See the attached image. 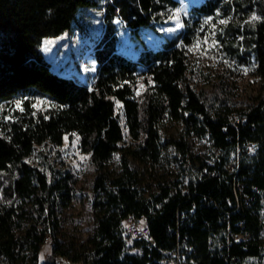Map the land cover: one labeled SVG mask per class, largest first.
Listing matches in <instances>:
<instances>
[{
  "label": "trees",
  "instance_id": "trees-1",
  "mask_svg": "<svg viewBox=\"0 0 264 264\" xmlns=\"http://www.w3.org/2000/svg\"><path fill=\"white\" fill-rule=\"evenodd\" d=\"M102 1L106 31L94 52V82L87 85L56 72L43 42L70 31L81 8L95 9ZM180 6V0H0L2 264H39L45 238L49 233L56 238L61 207L74 198V177L63 169L49 178L25 160L38 146L60 147L65 136L74 134L97 174L93 208L98 225L88 243V264H163L165 254L183 242L193 264H234L233 257L245 264L262 257L264 96L236 128L226 118L210 116L187 74L190 48L212 37L221 58L252 67L264 80V0H202L190 8L183 31L161 47L147 48L137 59L119 52L120 24L140 36V30L164 22L165 14ZM253 15L260 19L250 22ZM208 18L215 29L206 26ZM142 84L146 90L138 96ZM17 100L23 101V112ZM38 100L49 108H33ZM117 102L132 139L130 149L122 147L126 134ZM166 120L196 126L202 120L198 134L208 139L212 153L196 169L185 141L162 144L160 126ZM249 143L256 145L255 153L239 157L238 148ZM169 145L176 147L184 171L193 169L188 185L159 178L156 191L145 197L129 157L160 165L162 149ZM119 152H124L122 171L112 177L106 166ZM238 159L239 168L230 172L228 164ZM238 184H243L241 200ZM131 218L150 228V237L132 247L125 238ZM236 235L247 239L237 241ZM70 250L56 241L47 264H56L57 256L70 258Z\"/></svg>",
  "mask_w": 264,
  "mask_h": 264
},
{
  "label": "rangeland",
  "instance_id": "rangeland-1",
  "mask_svg": "<svg viewBox=\"0 0 264 264\" xmlns=\"http://www.w3.org/2000/svg\"><path fill=\"white\" fill-rule=\"evenodd\" d=\"M201 1L180 0L181 6L166 13L164 22L153 23L151 27L140 30V36L130 31L124 24H120L117 33L119 52L137 59L145 49L161 47L167 40L183 31L184 18L188 16L190 8ZM177 24L180 27H177ZM206 26L211 30L215 29V24L210 22L209 18L206 20ZM105 31V2L102 1L98 8H81L70 31L57 38L45 39L43 42L44 54L53 69L59 74L91 85L98 67L94 52L103 39ZM46 41H51V43L46 45ZM213 41L216 42L215 45H213ZM45 47H47V51H45ZM190 49L192 50H189L190 65L187 78L194 90L203 96L210 116L223 117L231 123L243 121L245 111L257 104L258 99L264 96V80L255 75L252 67L230 64L221 58L218 55L217 41L212 37L199 41V50H195L194 46ZM245 69H248L247 73H245ZM145 90L146 86L142 84L137 92L138 96H141ZM48 108V103L36 107L39 111H45ZM118 116L126 134L122 147L130 149L133 143L126 128V118L121 106L118 107ZM7 119H10V116ZM201 126L202 120L197 126L186 121L173 122L171 120L164 121L160 126L162 144L179 140L188 144L193 169H196L201 160L212 153L208 139L202 138L198 134V129ZM65 137L62 146L53 147L51 144L38 146L34 154L25 160L49 178L52 177L54 171L67 169L72 173L75 181L74 198L67 205L61 207L58 216L61 220L60 229L56 233V238L53 233L48 234L50 241L45 242L42 246L39 264H47L56 241L72 251L70 258L57 256L56 262L88 264L86 262L90 255L88 243L94 237L98 225L97 214L93 208V185L97 176L96 171L91 165L90 155L84 153L81 148L79 136L74 134L71 137L68 135ZM123 153H116L106 166L112 177L119 176L122 171ZM177 156L176 147L169 145L162 149L160 165L140 162L129 157L130 166L138 176L140 190L145 197L156 191L154 183L159 178L177 181L184 186L188 185L193 169L186 173L176 160ZM82 157H86V159H82ZM261 221L264 225V207L261 212ZM260 240L264 245V228ZM127 242L130 247L134 245V241L129 238H127ZM132 252L140 253L141 250L134 249ZM75 256L84 259L81 262H76L73 260ZM0 264H2L1 259ZM245 264H264V253L262 257L251 258Z\"/></svg>",
  "mask_w": 264,
  "mask_h": 264
},
{
  "label": "built area",
  "instance_id": "built-area-1",
  "mask_svg": "<svg viewBox=\"0 0 264 264\" xmlns=\"http://www.w3.org/2000/svg\"><path fill=\"white\" fill-rule=\"evenodd\" d=\"M234 127H238V121L234 122ZM256 151V145L254 143H249L244 147L238 148V156L240 157L243 154L247 155H253ZM240 160L232 161L228 164L227 168L230 172H236L239 168ZM243 184H238L236 196L239 200L242 198L243 195L242 192ZM245 202H250L249 198H244ZM150 237V228L148 224L142 221H137L134 218L129 219L126 225V233L125 238H129L132 241L136 240H142V239H148ZM235 240H244L247 239L244 235H236ZM50 241V237L47 236L45 238V242ZM191 254V249L187 246L186 242H183L182 244L178 245V247L170 252L165 254V259L163 260V264H193L189 261V255ZM232 263L237 264L238 258L233 257ZM56 264H61V261H57ZM75 264V263H71Z\"/></svg>",
  "mask_w": 264,
  "mask_h": 264
},
{
  "label": "snow or ice",
  "instance_id": "snow-or-ice-1",
  "mask_svg": "<svg viewBox=\"0 0 264 264\" xmlns=\"http://www.w3.org/2000/svg\"><path fill=\"white\" fill-rule=\"evenodd\" d=\"M259 19H260L259 17L253 15V16L251 17L250 22L257 21V20H259ZM220 23H227V21H226V20H221ZM177 27H180V25L177 24ZM171 31H174V29H171ZM50 43H51V41H46V42H45L46 45H47V44H50ZM215 43H216V42L213 41V45H215ZM194 47H195V50H199V42H198L197 45H195ZM191 50H192V49H190V51H191ZM45 51H47V47H45ZM205 54H206V53H205ZM244 71H245V73H247L248 69H245ZM22 103H23V101H20V100L15 101V106H16V108L19 109L21 112L24 111L23 107L21 106ZM45 103H47V102H46V101H42V100H38V101H36V103H34V104L32 105V107H33V108H36L37 105H41V104H45ZM117 106L120 107L119 102H117ZM53 107H55V106L53 105ZM33 115H35V113H33ZM45 118H47V117H45ZM65 139H67V137H65ZM77 139H79V138L77 137ZM82 159H86V157H82Z\"/></svg>",
  "mask_w": 264,
  "mask_h": 264
}]
</instances>
